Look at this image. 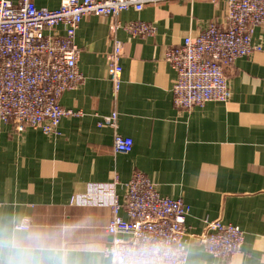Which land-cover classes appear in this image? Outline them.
<instances>
[{
    "label": "crops",
    "instance_id": "crops-1",
    "mask_svg": "<svg viewBox=\"0 0 264 264\" xmlns=\"http://www.w3.org/2000/svg\"><path fill=\"white\" fill-rule=\"evenodd\" d=\"M35 3L56 9L61 0ZM226 12V0H160L115 18L86 16L75 35L85 80L60 98L75 114L52 134L18 131L0 120V228L28 223L20 228L50 234L68 250L69 264H115L106 253L110 206L71 200L90 184L115 178L122 200L125 184L141 171L162 196L190 207L187 234H202L206 222L217 219L244 231L240 254L224 260L190 243L186 264H264V25L252 35L262 49L226 69L227 102L176 107V72L165 59L167 48L181 46L187 36L214 22L225 25ZM134 21L152 23L155 33L131 35L124 26ZM115 40L123 46L116 97L108 58ZM114 111L117 127L101 126ZM116 134L133 139L130 153L115 151ZM121 216L127 218L124 210Z\"/></svg>",
    "mask_w": 264,
    "mask_h": 264
},
{
    "label": "built area",
    "instance_id": "built-area-1",
    "mask_svg": "<svg viewBox=\"0 0 264 264\" xmlns=\"http://www.w3.org/2000/svg\"><path fill=\"white\" fill-rule=\"evenodd\" d=\"M158 1L61 0L58 8L47 9L38 7L35 0H0V120L18 131L31 127L46 134L57 132L62 119L75 114L61 106L62 94L85 80L75 44L83 19L92 14L115 18ZM226 4L225 25L211 23L196 36H187L181 46L166 50L165 59L176 72L174 103L180 109L227 102L232 91L226 69L236 59L262 49L253 43L252 35L257 26L264 25V0H226ZM60 25L64 33L58 31ZM124 29L133 36L155 33L154 25L143 21L131 22ZM122 50V42L115 40L108 57L115 97L122 85ZM100 125L116 128L118 113L106 116ZM133 146L132 138L116 134L117 153H130ZM118 184L119 178L92 183L86 193L71 200L75 205L110 206L113 217L106 230L112 239L106 253L115 264L132 258L141 264H186L190 243L224 260L241 253L244 231L220 219L208 220L202 234H187L190 207L181 198L162 196L145 173H133L122 200ZM122 210L127 218L121 216Z\"/></svg>",
    "mask_w": 264,
    "mask_h": 264
},
{
    "label": "clouds",
    "instance_id": "clouds-1",
    "mask_svg": "<svg viewBox=\"0 0 264 264\" xmlns=\"http://www.w3.org/2000/svg\"><path fill=\"white\" fill-rule=\"evenodd\" d=\"M0 264H69L68 250L41 231L0 228ZM126 264L141 261L132 258Z\"/></svg>",
    "mask_w": 264,
    "mask_h": 264
}]
</instances>
